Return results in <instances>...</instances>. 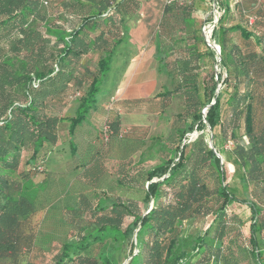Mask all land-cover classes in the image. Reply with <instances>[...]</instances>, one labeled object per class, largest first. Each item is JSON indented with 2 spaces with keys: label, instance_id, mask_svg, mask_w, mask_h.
I'll return each mask as SVG.
<instances>
[{
  "label": "trees",
  "instance_id": "obj_1",
  "mask_svg": "<svg viewBox=\"0 0 264 264\" xmlns=\"http://www.w3.org/2000/svg\"><path fill=\"white\" fill-rule=\"evenodd\" d=\"M151 1L0 0V264L40 258L32 218L47 206L52 181L49 173L35 182L45 169L41 155L59 142L62 111L86 85L67 130L79 158L77 131L113 102L129 20ZM208 3L221 12L211 37L219 54L197 26ZM160 9L155 59L172 88L150 101L151 111L181 100L171 138L155 143L162 160L146 170L141 201L97 196L93 203L81 195L67 207L77 232L52 264H120L111 245L129 240L128 264H264V0H164ZM91 54L99 55L93 73L84 63ZM139 102L125 106L135 111ZM112 107L96 137L104 146L129 134L109 116ZM128 154L126 147L117 184L132 188L138 183L125 177L133 166ZM93 156L78 177L92 186L103 175L102 152ZM207 217L202 234L185 232L184 223Z\"/></svg>",
  "mask_w": 264,
  "mask_h": 264
},
{
  "label": "rangeland",
  "instance_id": "obj_2",
  "mask_svg": "<svg viewBox=\"0 0 264 264\" xmlns=\"http://www.w3.org/2000/svg\"><path fill=\"white\" fill-rule=\"evenodd\" d=\"M163 1L144 2L140 13L129 20L132 27L130 30L131 36L127 39V47L120 49L117 64H115L118 80L115 81L117 84L112 93L113 102L106 103L105 108L108 110L112 103L113 107L109 116L111 119L116 117L121 119L123 128L129 133L128 136L123 141L104 146L96 137L104 127L108 116L107 110L102 113H93L90 120L77 131L75 142L78 145L79 158H73L67 135L68 120L75 116L79 101L87 89L86 85L80 93L77 92L69 99L67 106L62 111L65 122L60 125L59 142L55 146H46L41 155L45 161L44 172L35 178V182L42 181L49 173L52 178L50 188L44 195L47 199V206L32 218V229L36 234L37 245L43 251L36 264H52V259L59 251L62 241L77 232L76 226L71 224L74 218L71 217L72 214L70 215L66 211V208L78 204L81 195L87 196L93 203H96L97 196L121 197L126 200L136 199L141 201L144 185H146V170L162 160V155L156 152L155 143L157 141H168L171 138L173 120L181 106V100L178 98L174 105L164 113L151 111L153 108H151L150 101L155 99L158 94L172 88V81L165 74L158 73V64L153 60V54L156 53L154 32L157 30L156 26L161 14L160 5ZM220 14V10L208 3L207 10L200 11L196 15L197 26H201L202 31L205 27L207 28L206 33L208 34L206 35L210 41L212 34L210 35L208 26L217 20ZM211 17H213V20L207 22ZM237 20H240L238 15ZM143 55L146 58H143ZM98 57V54H91L84 60L91 73L95 71ZM131 57L134 60L133 62L130 59ZM136 57L140 59L138 60ZM124 64L126 65L125 68ZM123 68L124 70H122ZM216 70L219 73L221 72L220 68ZM222 74L223 77H226L225 72H222ZM112 76L113 74L110 77L112 78ZM135 100H142V102L136 105L137 109L135 111H129L125 103ZM206 134L210 142V132L207 131ZM196 135V133L191 134L187 142L193 141ZM94 141H96V146L89 148L88 145L91 142L94 143ZM125 145L129 150L128 155L133 160V166L128 169L125 177L128 179L133 178L138 183L136 187L132 188L120 187L117 184V180L120 178L117 167L124 161ZM98 151L102 152L100 164L103 165V175L101 180L92 186L78 180V177L83 171V168L80 167L85 160ZM24 156H27L26 152ZM94 164L93 162L89 168L94 167ZM231 171L232 168L228 166L226 169L227 175H230ZM232 210H237V206L232 207L229 213ZM78 221L79 226L84 222ZM211 222V217L200 218L193 223H184L183 228L188 234L200 235L209 228ZM133 242H135V238ZM131 243L132 240L125 243L114 241V244L111 245L118 249L117 256L120 264L130 262L132 255ZM247 264L255 263L250 260Z\"/></svg>",
  "mask_w": 264,
  "mask_h": 264
},
{
  "label": "built area",
  "instance_id": "obj_3",
  "mask_svg": "<svg viewBox=\"0 0 264 264\" xmlns=\"http://www.w3.org/2000/svg\"><path fill=\"white\" fill-rule=\"evenodd\" d=\"M172 1V0H171ZM216 22H217V20H215V21H213V23H211V24H209V33H210V35L213 33V30H214V27H215V25H216ZM206 27L203 29V33H204V36H205V38H206V41H207V43H208V45L211 47V48H213V49H215L216 51H217V53L219 54L220 53V48L218 47V46H216L215 44H213L209 39H208V37H207V33H206Z\"/></svg>",
  "mask_w": 264,
  "mask_h": 264
},
{
  "label": "crops",
  "instance_id": "obj_4",
  "mask_svg": "<svg viewBox=\"0 0 264 264\" xmlns=\"http://www.w3.org/2000/svg\"><path fill=\"white\" fill-rule=\"evenodd\" d=\"M153 55H154V56H153V58H154L153 60L156 61V59H155V53H154ZM142 57H143V58H146L145 55H143ZM156 62H157V61H156ZM105 105H106V104H105ZM105 105H104V106H105Z\"/></svg>",
  "mask_w": 264,
  "mask_h": 264
},
{
  "label": "bare ground",
  "instance_id": "obj_5",
  "mask_svg": "<svg viewBox=\"0 0 264 264\" xmlns=\"http://www.w3.org/2000/svg\"><path fill=\"white\" fill-rule=\"evenodd\" d=\"M217 15V14H216ZM208 34V33H207ZM212 37V36H211Z\"/></svg>",
  "mask_w": 264,
  "mask_h": 264
}]
</instances>
